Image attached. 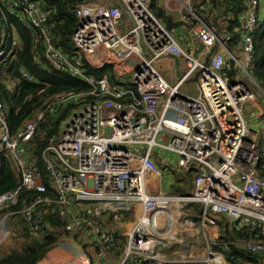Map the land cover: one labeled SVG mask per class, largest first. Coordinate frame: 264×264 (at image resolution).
<instances>
[{
  "label": "built area",
  "instance_id": "2783aa9c",
  "mask_svg": "<svg viewBox=\"0 0 264 264\" xmlns=\"http://www.w3.org/2000/svg\"><path fill=\"white\" fill-rule=\"evenodd\" d=\"M160 5L178 28L157 20L150 0L76 4L70 42L77 55H69L53 43L45 0H0L1 86L15 94L19 80L38 82L15 66L23 51L18 26L28 33L36 71L62 72L89 87L41 100L13 132L0 102V169L7 161L16 183L0 192V247L16 217L36 235L53 231L57 217L63 233L43 253L66 251L60 264H103L109 255L114 264H229L222 250L232 242L221 216L247 228L239 244L264 252V172L256 168L264 91L249 74L264 0H244L232 52L230 37L210 23L214 16L195 11L191 0ZM86 67L109 69L114 82ZM192 77L195 96L180 91ZM62 112L55 133L41 135L40 125ZM36 138L45 141L39 151ZM156 152L174 155L181 177L192 173L185 193L164 189Z\"/></svg>",
  "mask_w": 264,
  "mask_h": 264
},
{
  "label": "trees",
  "instance_id": "16d2710c",
  "mask_svg": "<svg viewBox=\"0 0 264 264\" xmlns=\"http://www.w3.org/2000/svg\"><path fill=\"white\" fill-rule=\"evenodd\" d=\"M84 1L94 0H45V8L49 11L50 32L54 45L63 53L73 55L76 54L70 42V34L75 27V18L73 16L74 6ZM206 0H191L192 8L197 12H203L209 16L213 15L215 8L220 14L218 22L220 27L226 26L225 33L230 37L228 45L229 51H234L237 42L241 39L242 32L238 23L240 14L244 11V0H209V6L206 5ZM206 5V6H205ZM205 6V10L202 9ZM150 10L155 18L168 29L178 28L179 24L175 19L166 14L161 5L160 0H150ZM207 17V19H209ZM212 21V20H211ZM210 21V23H211ZM17 29L23 39V51L16 62L17 66L28 68L31 72L36 73L38 82L36 84H28L22 80L18 81L15 94H8V90L0 85V102L7 104L9 108L6 111V118L10 128L13 132L24 118H26L45 98L63 92H79L87 91L89 87L80 80L73 79L53 70L36 71L30 62V43L28 33ZM253 41V63L249 68V74L256 81L260 89L264 91V22L261 24L255 34L252 35ZM14 67V65L12 66ZM15 67V68H16ZM86 73L96 78L103 75L107 76L110 83L114 82L113 75L109 69L91 70L86 67ZM15 76L17 74L13 72ZM30 95L28 98H26ZM16 108H18L16 110ZM65 112L55 120L49 119L40 125V134L44 137L55 133L59 122L63 119ZM44 140L36 138V151H39L44 146ZM259 160L256 165L257 171L264 172V141L258 144ZM185 176H189L185 182L184 187H177L179 194L185 193L186 188L190 185L191 172H186ZM16 185L13 180V173L10 169L9 163L3 161L0 169V192L14 188ZM220 220H224L220 218ZM54 225L53 231L43 230L37 235L27 227L21 218H15L11 223V233L6 244V249L0 250V264H37V261L44 262L52 255L55 248L48 250L56 241V239L63 233V221L57 217L50 218ZM224 222V221H222ZM226 223V222H224ZM230 227V231L228 230ZM225 236L228 237L232 244H229L222 250L225 260L229 264H264V252H251L239 244L240 238L247 231L246 227L240 230L236 229V225L229 226L226 223ZM236 237V238H235ZM2 245V246H3ZM1 246V247H2ZM84 249L86 244L82 243ZM43 253V254H42ZM89 254V252H88Z\"/></svg>",
  "mask_w": 264,
  "mask_h": 264
},
{
  "label": "rangeland",
  "instance_id": "374dc122",
  "mask_svg": "<svg viewBox=\"0 0 264 264\" xmlns=\"http://www.w3.org/2000/svg\"><path fill=\"white\" fill-rule=\"evenodd\" d=\"M225 29H226V26L220 27V33L221 34L225 33ZM180 91L183 92V93H185V94H187V95H189V96H195L197 94V89H196V83H195L194 77L188 79L180 87ZM8 94L11 96V93L10 92ZM7 106L8 105L4 103V110H5V112L7 111V108H9ZM247 115L248 116L251 115L249 111L247 112ZM162 139H163V136H162ZM170 155H171V157H170V159H171L170 160L171 161V166L165 165V168H163V167H161V162H160L159 166L162 169H164V171H165L164 173L166 174V177H167V178L165 177L164 180H163V185H165L164 186V189L167 190V191L174 192V191H178L177 190L178 188L176 186V183L179 182V181L186 182L187 181L186 179H188L189 176H187V177L185 176V178H182L181 177L182 176V172L181 171H177L175 169V167L173 166V164L175 163V161H174L175 160L174 155H172V154H170ZM191 179H192V176H191ZM191 179H190V181H191ZM220 218H222V217L220 216ZM225 222L227 223V220H225ZM226 223H224V222L221 221L220 224H219L220 225V228H221V230L223 232H225L224 230H225V227H226ZM232 224H234V223H232ZM66 241L70 242L71 240H66ZM66 245H68V247H65V249L67 250L70 247V243H68ZM5 246H6V244L3 245L2 247H0V250L1 249H6ZM83 250L85 252H87V253L90 251V249L88 248V246H87L86 249L83 248ZM68 252H70V251H68ZM65 254L67 255V252L66 251H64L62 249L58 250L57 252H55V253L52 254V257L50 258V260H48V264H60L61 259H62L61 256L62 255H65ZM46 264H47V261H46Z\"/></svg>",
  "mask_w": 264,
  "mask_h": 264
},
{
  "label": "crops",
  "instance_id": "0c3cea01",
  "mask_svg": "<svg viewBox=\"0 0 264 264\" xmlns=\"http://www.w3.org/2000/svg\"><path fill=\"white\" fill-rule=\"evenodd\" d=\"M255 113H256V115H259L260 109L255 107ZM170 157H171V155L168 154V153H166V152H156V158L155 159H156V162H157L158 165L161 162V167H164V165L171 166V161H170L171 159H170ZM165 177H166V174H165ZM182 178H185V177H182ZM184 185H185V182L184 181H179V182L176 183V186L179 187V188L184 187ZM105 221L108 222V227L111 229V227H112L110 225L111 224V218L108 217V218L105 219ZM222 221L225 222V220H222ZM228 230L230 231V227H229ZM172 249L174 250V249H178V248L177 247H175V248L173 247ZM114 259H115V256L114 255L113 256L112 255H109L108 261L107 262H104L103 264H114Z\"/></svg>",
  "mask_w": 264,
  "mask_h": 264
},
{
  "label": "water",
  "instance_id": "95a60500",
  "mask_svg": "<svg viewBox=\"0 0 264 264\" xmlns=\"http://www.w3.org/2000/svg\"><path fill=\"white\" fill-rule=\"evenodd\" d=\"M219 16H220V14H219V12H218V10H217V7H216V9H215V13H214V17L212 18V22H211V24H212V26L215 28V32H216V34H217V32H218V25H217V19L219 18ZM207 60H208V55H207V57L205 58V64L207 63ZM196 79V78H195ZM194 79V80H195ZM105 131H106V133H108V129H105Z\"/></svg>",
  "mask_w": 264,
  "mask_h": 264
},
{
  "label": "bare ground",
  "instance_id": "6f19581e",
  "mask_svg": "<svg viewBox=\"0 0 264 264\" xmlns=\"http://www.w3.org/2000/svg\"><path fill=\"white\" fill-rule=\"evenodd\" d=\"M56 247H57V246H56ZM57 251H58V248H55V250H54L53 253H55V252H57ZM53 253H52V254H53ZM42 263H43V264H46V261H44V262H42ZM42 263H41V264H42ZM47 264H48V263H47Z\"/></svg>",
  "mask_w": 264,
  "mask_h": 264
}]
</instances>
